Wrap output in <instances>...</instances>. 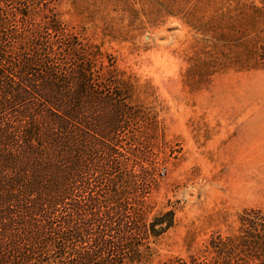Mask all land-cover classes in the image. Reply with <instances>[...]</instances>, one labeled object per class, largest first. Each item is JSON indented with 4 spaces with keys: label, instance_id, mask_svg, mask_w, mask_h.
<instances>
[{
    "label": "rangeland",
    "instance_id": "obj_1",
    "mask_svg": "<svg viewBox=\"0 0 264 264\" xmlns=\"http://www.w3.org/2000/svg\"><path fill=\"white\" fill-rule=\"evenodd\" d=\"M242 1L248 5L235 6L233 0L9 3L12 11L28 8L29 23L45 21V37L64 48L57 61L65 56L68 64L72 56L62 36L47 33L49 17L100 53L97 66L113 64L107 82L124 87L129 108L138 115L126 123L117 168L134 175L136 198L147 195L149 219L170 209L175 214L174 225L151 244L146 264L200 255L212 235L237 233L244 211L264 215V67L254 61L264 38V0ZM92 102L90 122L96 126L108 113L97 116L101 102ZM78 160V168H110L102 149L89 156L83 151ZM106 178L98 177L95 190L106 188Z\"/></svg>",
    "mask_w": 264,
    "mask_h": 264
},
{
    "label": "trees",
    "instance_id": "obj_2",
    "mask_svg": "<svg viewBox=\"0 0 264 264\" xmlns=\"http://www.w3.org/2000/svg\"><path fill=\"white\" fill-rule=\"evenodd\" d=\"M9 3L0 0V264L148 263L151 244L175 214L149 219L147 195L136 198L134 175L117 168L126 123L138 115L124 87L107 82L113 64L97 66L100 53L49 17L47 33L62 36L72 56L68 64L65 56L57 61L64 48L45 37V21L29 23L28 8L12 11ZM11 15L27 26L13 24ZM254 56L255 67H264V38ZM94 99L101 102L97 116L108 113L96 126ZM94 148L105 151L110 168H78V157ZM103 173L106 188L95 190ZM161 264H264V215L246 210L237 233L212 235L204 253Z\"/></svg>",
    "mask_w": 264,
    "mask_h": 264
}]
</instances>
